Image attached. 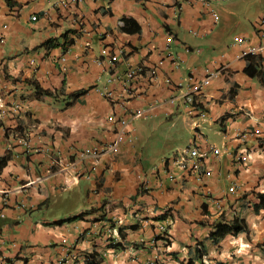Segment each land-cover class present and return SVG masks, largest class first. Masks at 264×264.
Here are the masks:
<instances>
[{"label": "crops", "instance_id": "1", "mask_svg": "<svg viewBox=\"0 0 264 264\" xmlns=\"http://www.w3.org/2000/svg\"><path fill=\"white\" fill-rule=\"evenodd\" d=\"M263 30L264 0H0V264H264Z\"/></svg>", "mask_w": 264, "mask_h": 264}, {"label": "trees", "instance_id": "2", "mask_svg": "<svg viewBox=\"0 0 264 264\" xmlns=\"http://www.w3.org/2000/svg\"><path fill=\"white\" fill-rule=\"evenodd\" d=\"M127 20H124L123 25L121 26V29L123 31H131L134 30L131 29L130 27H127ZM51 43V40L47 41L46 44ZM72 43V41H69V43H64L63 48L64 50L67 49V45ZM245 72L248 73L250 76H258L264 80V70L260 67L254 66V64L249 61L247 62L245 66ZM264 82V81H263ZM35 93L37 95L41 94H46V95H52L53 92L49 91L48 89H44L38 85H35ZM80 93L82 92H74L70 94L71 99H75ZM257 198L259 199L258 204H255L258 207H264V193H257L256 194ZM246 232L249 234V226L244 218L240 217H233L230 220H225L224 218H220L217 222H215L212 226V230L210 231L209 237L214 243H218L222 238H224L226 235H236L239 232ZM118 233L121 237H124V231L122 229H118ZM114 246L121 247L120 242H116L113 244ZM192 254L189 256L188 260L186 261L185 264H191L195 260H201L206 253V248L203 243H198L194 249L192 250ZM104 258L103 255L93 249L91 252L87 253L85 255V262L86 264H104Z\"/></svg>", "mask_w": 264, "mask_h": 264}, {"label": "built area", "instance_id": "3", "mask_svg": "<svg viewBox=\"0 0 264 264\" xmlns=\"http://www.w3.org/2000/svg\"><path fill=\"white\" fill-rule=\"evenodd\" d=\"M262 38H263V43H264V30L262 31ZM104 52V50H103ZM119 53L121 52V50L118 51ZM64 59V57L62 58ZM118 56L116 55H111L110 56V61L113 63L115 61H117ZM136 70L129 68L126 71V77L127 78H131L134 74ZM208 80H204L205 83H207ZM101 92L103 95L105 96H111L112 92L111 90H109L108 88H102ZM191 101V97L190 96H185L184 102L185 103H189ZM135 114L137 116H140L142 114L141 111H136ZM129 120L127 118H121L119 120V127L116 133V137L110 141L107 142L105 144H103L101 147L99 148H93V149H83L81 151L78 152V154L80 156H84L86 154H92L94 156H97L101 153H114L117 151L118 149V144L123 141H132L133 139V134L129 133ZM132 132V131H131ZM25 141V138L22 139V142ZM213 151L217 152L218 149L216 147L213 148ZM204 155V153H201L200 150L197 147H192V146H187L183 149H181L180 151H177L176 154H174V159L176 161V163L181 166V167H185L187 164V161L190 160V165L193 168L198 169L199 172V167H200V157H202ZM203 264H209L208 261L206 259H203Z\"/></svg>", "mask_w": 264, "mask_h": 264}, {"label": "rangeland", "instance_id": "4", "mask_svg": "<svg viewBox=\"0 0 264 264\" xmlns=\"http://www.w3.org/2000/svg\"><path fill=\"white\" fill-rule=\"evenodd\" d=\"M237 9H238V8H237ZM238 11H239V10H238ZM238 11H237V12H238ZM253 11H254V10H253ZM243 13H244V12H243ZM239 14H240V15H243L242 12H240ZM256 15H257V14H256V12L254 11V13H252V15H250V18L253 19L254 16H256Z\"/></svg>", "mask_w": 264, "mask_h": 264}]
</instances>
